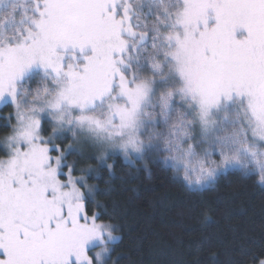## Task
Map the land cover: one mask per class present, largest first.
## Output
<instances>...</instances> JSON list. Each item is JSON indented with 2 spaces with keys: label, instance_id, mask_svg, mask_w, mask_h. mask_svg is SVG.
Wrapping results in <instances>:
<instances>
[{
  "label": "snow or ice",
  "instance_id": "snow-or-ice-1",
  "mask_svg": "<svg viewBox=\"0 0 264 264\" xmlns=\"http://www.w3.org/2000/svg\"><path fill=\"white\" fill-rule=\"evenodd\" d=\"M5 108L0 264H107L74 145L162 156L189 188L264 185V0H0Z\"/></svg>",
  "mask_w": 264,
  "mask_h": 264
},
{
  "label": "trees",
  "instance_id": "trees-1",
  "mask_svg": "<svg viewBox=\"0 0 264 264\" xmlns=\"http://www.w3.org/2000/svg\"><path fill=\"white\" fill-rule=\"evenodd\" d=\"M67 159L92 188L89 211L114 226L115 264H255L264 257V185L255 173L230 170L211 186L189 188L162 156H111L98 168L92 157Z\"/></svg>",
  "mask_w": 264,
  "mask_h": 264
},
{
  "label": "rangeland",
  "instance_id": "rangeland-1",
  "mask_svg": "<svg viewBox=\"0 0 264 264\" xmlns=\"http://www.w3.org/2000/svg\"><path fill=\"white\" fill-rule=\"evenodd\" d=\"M32 85H34L33 87H35V84H32ZM67 135V139L66 140H68L67 142H66V140H64V145L65 146H67L68 144H70L71 142H72V138H71V134L70 133H68V134H66ZM74 147L78 150V152L77 153H75V154H77V155H79L80 157H83V158H87V157H92L93 158V160H95L96 162H97V168L98 167H103L104 165H106L107 164V161H108V159H107V161H106V164L105 163H102L101 161H100V159H99V157H100V155H101V153L94 147V146H92V145H82V144H76V145H74ZM111 156H121L122 158H124L126 161H130V160H128V159H126L125 157H124V155L122 154V153H119V152H117V153H115L114 155H111ZM110 156V157H111ZM145 157H147V158H149L150 156H145ZM144 157V158H145ZM133 159H139V158H135V157H133ZM163 159V158H162ZM85 172H88V169H86L85 170ZM86 176V175H85ZM181 176H182V173H181ZM115 235V234H114ZM116 237H118L117 235H115ZM118 240V239H117ZM116 240V241H117ZM115 241V242H116ZM114 242V243H115ZM113 243V244H114ZM107 264H115V262H114V260H113V258H112V256H111V253H110V258L108 259V261H107Z\"/></svg>",
  "mask_w": 264,
  "mask_h": 264
}]
</instances>
